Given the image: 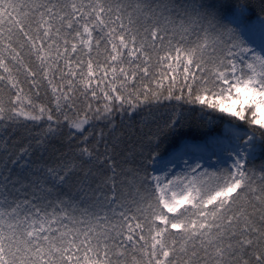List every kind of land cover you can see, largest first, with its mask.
Here are the masks:
<instances>
[{
	"label": "snow or ice",
	"instance_id": "obj_1",
	"mask_svg": "<svg viewBox=\"0 0 264 264\" xmlns=\"http://www.w3.org/2000/svg\"><path fill=\"white\" fill-rule=\"evenodd\" d=\"M0 264H264V0H0Z\"/></svg>",
	"mask_w": 264,
	"mask_h": 264
},
{
	"label": "trees",
	"instance_id": "obj_2",
	"mask_svg": "<svg viewBox=\"0 0 264 264\" xmlns=\"http://www.w3.org/2000/svg\"><path fill=\"white\" fill-rule=\"evenodd\" d=\"M141 120V117H136V119H135V121H133V129L134 130H138V128H139V121ZM218 131H221L222 130V128H218L217 129ZM122 131H127V129H124V130H122ZM186 131V130H185ZM145 132H147V128H145Z\"/></svg>",
	"mask_w": 264,
	"mask_h": 264
}]
</instances>
